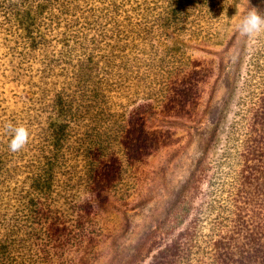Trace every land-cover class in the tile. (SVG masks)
Segmentation results:
<instances>
[{
	"label": "rangeland",
	"instance_id": "1",
	"mask_svg": "<svg viewBox=\"0 0 264 264\" xmlns=\"http://www.w3.org/2000/svg\"><path fill=\"white\" fill-rule=\"evenodd\" d=\"M175 1L0 0V264H148L195 216L212 182L190 181L247 75L251 45L237 26L260 0ZM185 84L182 98L167 97ZM60 91L62 125L52 117ZM138 106L164 141L131 161L121 132ZM8 124L30 130L19 152ZM111 155L120 169L99 194L87 164Z\"/></svg>",
	"mask_w": 264,
	"mask_h": 264
},
{
	"label": "trees",
	"instance_id": "2",
	"mask_svg": "<svg viewBox=\"0 0 264 264\" xmlns=\"http://www.w3.org/2000/svg\"><path fill=\"white\" fill-rule=\"evenodd\" d=\"M177 1L181 0L175 3ZM175 3L165 10L163 17L169 18L181 8ZM263 41L245 46L249 61L247 75L241 84L235 78L212 141L190 181V186L202 189V183L209 180L211 187L200 190L202 200L195 216L158 248L148 264H264ZM189 87L185 84L181 91L174 88L167 97L182 98ZM53 100L52 117L62 125L69 116L68 97L60 91ZM233 100L236 101L234 115L225 129L222 150L217 152L222 142L219 137L222 125ZM146 105L153 103L139 104L140 107ZM139 106L132 110L121 132V142L131 161L145 158L164 141L161 130L145 124ZM215 154L216 158L211 160ZM87 167L91 186L100 194L113 183L112 175L120 169V161L111 155ZM181 202L186 205L180 209V214L187 218L192 202Z\"/></svg>",
	"mask_w": 264,
	"mask_h": 264
},
{
	"label": "clouds",
	"instance_id": "3",
	"mask_svg": "<svg viewBox=\"0 0 264 264\" xmlns=\"http://www.w3.org/2000/svg\"><path fill=\"white\" fill-rule=\"evenodd\" d=\"M264 0H260V5L249 7L246 15L240 20L237 28L240 34L248 38L252 45L261 34H264ZM7 128L11 132V138L8 144L10 152L21 151L29 142L30 130L24 124L13 126L8 124Z\"/></svg>",
	"mask_w": 264,
	"mask_h": 264
}]
</instances>
